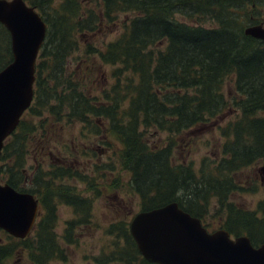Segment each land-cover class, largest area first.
<instances>
[{"label":"trees","instance_id":"trees-1","mask_svg":"<svg viewBox=\"0 0 264 264\" xmlns=\"http://www.w3.org/2000/svg\"><path fill=\"white\" fill-rule=\"evenodd\" d=\"M23 1L38 12L46 31L28 117L22 115L0 152V181L32 194L39 214L24 239L3 232L16 245H0V264L16 248L31 264L65 261L58 240L74 243L75 228L89 222L91 201L63 181L77 180L99 195L94 180L73 163L52 160L43 165L63 125L77 122L100 136L106 148L110 138L116 142L118 166L127 176L119 186L137 198L140 210L175 202L200 220L215 201L217 213L226 211L222 228L235 236L246 233L253 246L264 242V214L256 220L254 212L227 203L241 191L232 175L264 161V42L243 34L256 24L254 2L259 0H96L92 6V0ZM119 13L129 15L120 35L102 49L85 47L86 57L94 53L99 64L116 66L113 83L97 96L89 95L83 76L68 72V58L78 44L74 33L91 38ZM175 15L195 25L175 21ZM10 60L8 33L0 25V70ZM227 77L233 88L230 103L222 92ZM232 108L238 115L220 129L218 157L201 159L196 170L190 163L175 164L174 140L151 146L145 137L147 132L196 136L216 126ZM105 167H98L95 177L112 174L113 166ZM59 205L70 207L73 219L57 237ZM107 234L124 243L123 256L115 253L119 258L113 255L111 261L149 264L136 251L125 223L110 224ZM98 259L96 264H108L106 257Z\"/></svg>","mask_w":264,"mask_h":264},{"label":"rangeland","instance_id":"rangeland-1","mask_svg":"<svg viewBox=\"0 0 264 264\" xmlns=\"http://www.w3.org/2000/svg\"><path fill=\"white\" fill-rule=\"evenodd\" d=\"M95 1L92 0L89 5H95ZM53 2H57V0H53ZM254 4L256 8V12L253 14L255 17L254 21L257 25L262 24L264 27V0H259L254 2ZM128 18L129 15L119 13L110 25L104 26L98 32L96 31L91 38H86L82 33H74L78 44L77 50L68 58V72L71 71L75 75L78 73L83 76L89 95L97 96L101 89L108 88L113 83L111 74L116 66L99 64L94 53H90L89 57H86L84 55L85 47L90 45L93 48L102 49L105 44L115 40L120 35L122 26ZM173 19L178 22H184V24L195 25V23H189L179 15H175ZM202 25L207 26L208 24L203 23ZM222 92L230 103V99L233 97L230 77L224 80ZM23 115L25 118L28 117V113ZM237 115L238 113L232 108L229 114L216 126L206 128L204 132L198 133L196 136L170 137L163 133L152 134L147 132L145 137L151 146L159 145L160 143L165 144L168 140H174L176 145L172 155L175 164L186 165L190 163L196 170L201 159L213 160L218 157L217 146L223 141L220 136V129L224 128ZM33 121L34 123L38 122L35 119ZM102 140L100 136L97 137L91 134L81 123L64 124L58 136L52 139V145L55 148L48 156L44 157V167L52 163V160L62 164L73 163L74 168L79 173L88 179L94 180L99 190V195H94L92 194L94 191L86 190L85 184L77 182V180L68 179L63 181L64 184L72 187L77 195L86 197L91 201L89 222L80 224L75 228L74 243L66 244L58 240L64 250L65 261H50L47 264H96L95 259L99 260L98 258L104 259L105 257L109 260L105 261L108 264H117V262L111 261L112 256L115 253L120 257L123 256V240L108 235L107 229L110 224L116 222H123L127 226L131 217L140 211V205L134 195L127 192L126 188L119 186L127 176L126 172L121 171L118 166V145L110 138L111 147L106 148ZM258 162L232 175L233 181L241 188V191H235L233 195H230L227 203L233 205L237 210L252 212L251 210L257 197L251 193H256V190H258V195H264V188L258 186V184L255 186L253 178L255 176L254 168L259 165ZM30 164L31 161L29 159L24 168L26 174L29 172L27 168ZM107 165L113 166L112 174H106L108 176L104 177H95L94 171L98 170V167H104L103 169H105ZM115 179L119 180L117 184H115ZM1 182L4 183L3 181ZM214 202L210 203L206 213L200 219L209 232L222 228L224 218H226V211L217 213ZM56 215L57 221L54 232L57 237H60L66 222L73 219V213L70 207L59 205ZM243 234L246 235V233ZM6 244L10 247L16 245L14 241L7 239L4 233L0 231V245ZM114 257L118 256L114 255ZM2 264L31 263L27 254L23 250L16 248Z\"/></svg>","mask_w":264,"mask_h":264},{"label":"water","instance_id":"water-1","mask_svg":"<svg viewBox=\"0 0 264 264\" xmlns=\"http://www.w3.org/2000/svg\"><path fill=\"white\" fill-rule=\"evenodd\" d=\"M0 25L9 37L11 60L0 70V152L33 97L35 63L46 25L23 0H0ZM243 34L264 42V27L249 26ZM264 183V164L260 167ZM33 195L0 182V230L24 239L38 214ZM139 255L149 264H264V243L257 247L244 236L230 238L220 228L208 232L175 202L140 211L128 223Z\"/></svg>","mask_w":264,"mask_h":264},{"label":"flooded vegetation","instance_id":"flooded-vegetation-1","mask_svg":"<svg viewBox=\"0 0 264 264\" xmlns=\"http://www.w3.org/2000/svg\"><path fill=\"white\" fill-rule=\"evenodd\" d=\"M264 162H261L259 165H257L254 170H255V176L253 177L255 180V186H260L264 188V184L261 182V178L259 175V166L261 164H263ZM253 196H256V200L254 202V207L251 210L252 212H254V218L257 219H261L262 218V214H264V195H258V190H256V193H251ZM261 217V218H260Z\"/></svg>","mask_w":264,"mask_h":264},{"label":"bare ground","instance_id":"bare-ground-1","mask_svg":"<svg viewBox=\"0 0 264 264\" xmlns=\"http://www.w3.org/2000/svg\"><path fill=\"white\" fill-rule=\"evenodd\" d=\"M249 26H252V25H249Z\"/></svg>","mask_w":264,"mask_h":264}]
</instances>
